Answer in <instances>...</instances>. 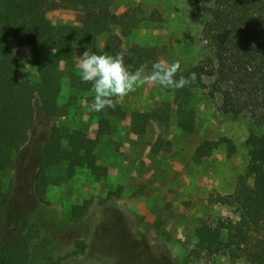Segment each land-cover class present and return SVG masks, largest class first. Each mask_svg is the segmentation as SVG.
<instances>
[{"label":"rangeland","instance_id":"obj_1","mask_svg":"<svg viewBox=\"0 0 264 264\" xmlns=\"http://www.w3.org/2000/svg\"><path fill=\"white\" fill-rule=\"evenodd\" d=\"M196 7V0H113L110 11L121 25L114 29L120 48L152 52L169 64L178 61L180 72L185 71L211 52L201 40L204 17ZM82 18L75 8L46 15L48 23L65 26L69 33L78 73L79 56L86 50ZM102 46L99 42L96 53ZM13 49L22 77L33 81L29 48ZM84 96L64 118L45 116L35 101L34 137L41 146L57 127L66 145L67 134L80 131L96 142V163L106 175L96 178L84 166L70 170L65 162L53 165L47 169L42 201L34 189L38 147L34 154L24 149L16 169L0 174L10 189L8 203L0 206V247L26 233L32 236L27 264H244L235 256L209 255L199 245L197 229L238 220L230 202L238 178L246 173L243 143L250 122L222 115L220 99L195 88L181 99L194 112V131L185 133L175 95L151 84L119 100L116 114L107 119L108 133L98 135L94 93ZM67 97L64 84L59 103ZM221 138L231 141L232 154L222 143L208 156H195L203 142Z\"/></svg>","mask_w":264,"mask_h":264},{"label":"trees","instance_id":"obj_2","mask_svg":"<svg viewBox=\"0 0 264 264\" xmlns=\"http://www.w3.org/2000/svg\"><path fill=\"white\" fill-rule=\"evenodd\" d=\"M112 2L0 0V174L16 169V158L24 149H31L30 154H34L38 147L37 157L34 154L38 165L34 189L39 200H44L47 169L53 165L65 162L70 170L84 166L96 178L106 175V169L96 163V142L80 131L71 130L66 145L57 127L41 146L40 140L34 137L35 101L39 102L45 116L64 118L68 117V109L92 88L90 82L81 81L73 66V41L65 26L48 23L47 13L78 9L83 15L85 49L89 47L96 52L100 42L101 53L123 54L131 71L145 63L150 71L152 64L158 61L152 52L136 47L120 48V37L114 29L121 25L110 11ZM196 5L197 12L204 17L200 37L211 52L180 72L185 77L195 73L193 83L180 89L159 86L175 95L179 125L185 133L194 131V112L185 109L181 99L195 88L210 98L218 97V111L222 115L250 122L243 143L248 157L246 173L238 178L230 202L238 220L220 223L213 229L204 225L197 229V238L209 255H230L244 264H264V0H196ZM122 36L126 34L123 32ZM103 38L107 39L104 43ZM15 45L29 48L30 65L36 73L33 81L22 77L13 49ZM52 48L58 49L55 55L51 53ZM205 79L212 82L207 84ZM64 84L68 85V97L60 104ZM116 112L112 108L94 111L101 128L98 135L108 133L105 132L108 131L107 119ZM184 121L187 122L184 124ZM134 129L140 131L136 125ZM222 143L228 144L229 154H232L235 148L231 141L221 138L203 142L195 150V156H208ZM9 196L10 189L5 188L0 178V206L8 203ZM31 240L32 236L26 233L10 239V243L0 247V264H27Z\"/></svg>","mask_w":264,"mask_h":264},{"label":"clouds","instance_id":"obj_3","mask_svg":"<svg viewBox=\"0 0 264 264\" xmlns=\"http://www.w3.org/2000/svg\"><path fill=\"white\" fill-rule=\"evenodd\" d=\"M57 51V48H52V55ZM77 67L81 81L92 85L94 97L91 108L96 112L105 108L115 109L119 100L145 85L158 84L165 89H180L196 79L195 73L187 77L180 73L178 61L169 64L165 60H158L152 64L150 71L146 63L131 71L125 64L123 54H98L89 47L79 56ZM177 73H180L178 79Z\"/></svg>","mask_w":264,"mask_h":264}]
</instances>
